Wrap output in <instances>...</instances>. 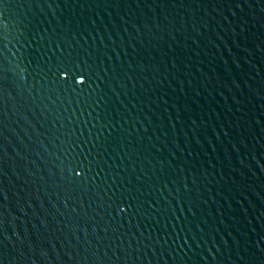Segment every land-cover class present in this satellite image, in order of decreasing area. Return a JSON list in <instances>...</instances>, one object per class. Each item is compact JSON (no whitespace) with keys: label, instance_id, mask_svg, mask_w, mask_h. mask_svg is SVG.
I'll return each instance as SVG.
<instances>
[{"label":"water","instance_id":"1","mask_svg":"<svg viewBox=\"0 0 264 264\" xmlns=\"http://www.w3.org/2000/svg\"><path fill=\"white\" fill-rule=\"evenodd\" d=\"M0 264H264V0H0Z\"/></svg>","mask_w":264,"mask_h":264}]
</instances>
